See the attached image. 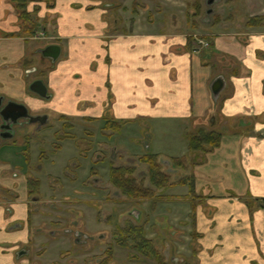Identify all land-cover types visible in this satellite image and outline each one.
Here are the masks:
<instances>
[{"label": "crops", "instance_id": "obj_1", "mask_svg": "<svg viewBox=\"0 0 264 264\" xmlns=\"http://www.w3.org/2000/svg\"><path fill=\"white\" fill-rule=\"evenodd\" d=\"M113 1L29 0L24 21L20 1L0 0V104L24 105L47 122L52 116L88 122L109 116L129 126L143 118L146 151L177 159L188 151V133H219L218 146L201 152L188 171L196 200L188 197L187 184L175 185L153 218L179 245L172 261L191 256L197 264H264V207L249 203L264 198V22L250 23L249 31L207 33L209 46L193 50L172 25L158 28L129 15L134 0ZM156 2L171 9L177 4ZM125 4L134 22L122 26L111 15L124 14ZM227 10L218 15L257 17L264 15V0H237ZM48 45L60 48L54 62L40 56ZM218 78L224 87L213 97ZM37 79L47 89L44 98L29 90ZM157 125L176 133L165 138L174 142L150 150ZM14 141L0 137V189L16 193L11 200L0 195V264H30L17 253L28 246L30 231L26 176L14 167L20 159ZM50 171L33 174L46 178Z\"/></svg>", "mask_w": 264, "mask_h": 264}, {"label": "rangeland", "instance_id": "obj_2", "mask_svg": "<svg viewBox=\"0 0 264 264\" xmlns=\"http://www.w3.org/2000/svg\"><path fill=\"white\" fill-rule=\"evenodd\" d=\"M121 1L126 3V0ZM121 1L113 2L121 6ZM236 1L219 0L215 4H209L207 0H177V6L173 5L174 8L171 9L166 6V2L160 6V2L156 0H134L129 15L139 19L141 23L155 24L158 28L165 24L172 25L191 40L193 50H202L210 44L206 39L212 38L207 33L225 34L251 29L248 25L256 15H218L222 11H228V7ZM144 2L147 3L144 4L147 8L138 6ZM211 9L216 15L206 13ZM123 10L124 14L111 16L119 20L122 26L129 21L134 22L127 18L126 4ZM262 16L264 15L257 17ZM142 119L138 118L128 126L126 121L109 116L105 120L90 122L72 117L52 116L47 122L49 127L37 132L34 140L29 141V154L35 164L41 160L43 168L52 170L47 176L50 180L44 178V183L58 189L53 191L54 194H40V200L33 205L35 212L39 214L35 220L41 229L46 234L52 231V238L61 241L52 242L47 256H35L34 261L37 264H92L95 262L94 256L103 255L109 243L113 247L110 264H197L191 256L183 262L172 261L171 256H178L179 245L175 243L166 225H158L153 217L160 203L170 202L175 185L187 184L191 191L188 197L192 201L196 200L197 197L192 194L193 178L188 171L196 165L201 152L192 155L187 151L180 162H174L173 157L167 155L147 152L143 142L148 141L147 122ZM106 124L109 128H106ZM156 128L151 132L153 137L149 141L150 150L171 146L170 143L174 141L165 138L174 137L176 133L162 131L160 125ZM59 139L64 140L58 141ZM137 140L140 142L136 144ZM126 149L131 151L126 152ZM146 155L155 157L159 171L165 175H159L157 167L155 168V176L159 175L157 181L162 177L161 187L154 185L149 173L150 165L139 161V157ZM109 158H114L115 166H126L132 170L130 177H133L137 185L141 184L149 189L151 195L145 198L109 185ZM63 170L66 171L65 176L61 174ZM94 204H99V212ZM134 210L140 211L139 220L134 217ZM97 215L101 217L100 221L108 222L111 226L97 225ZM129 225L142 228L143 236L141 234L136 237V234L127 233L126 228ZM115 228L118 239H122L126 246L116 243L113 238ZM73 229L94 235L102 233L106 242L99 245L79 242L80 245H74V239L70 235ZM42 241V238L37 240L35 249H41ZM90 246L95 248L91 250ZM60 249H64L67 254L59 256ZM153 252L159 256L161 263L156 260Z\"/></svg>", "mask_w": 264, "mask_h": 264}, {"label": "flooded vegetation", "instance_id": "obj_3", "mask_svg": "<svg viewBox=\"0 0 264 264\" xmlns=\"http://www.w3.org/2000/svg\"><path fill=\"white\" fill-rule=\"evenodd\" d=\"M208 2L210 0H207ZM40 36V34H38L36 37ZM12 103V101H7L6 103H1L0 104V137L7 139L10 137H14L15 138V143L14 145H17L18 148V153H19V163L16 164L14 167H17L18 170L24 174L26 176V183H27V198H28V208H29V214H28V228H29V234H30V239L28 241V246L23 248L21 247L17 253L18 255H23L26 256L27 258L30 259V264H37L36 261H34L35 256H47L48 253H50L48 250H51L52 248V242L53 243H61V241H59L58 239H56L55 237L52 238V231H48L49 233L46 234V232H44L40 225H38V223L36 222L35 218L39 216V214H37L35 212V209L33 208V205L38 203V201L40 200L39 195L40 194H46L48 192H50L49 194H54L55 190L58 189H54L52 187V185L48 184L47 185L44 183V178H41L42 176L40 175V177L35 176L33 174V172H38L43 168V164L40 161H37V165L34 163L35 161L31 158L30 154H29V141H33L34 137H36L37 132H40L46 128L49 127V125L47 124V117H45L44 115H36V116H30L28 114L27 118H17L15 119L12 116H7V117H3L1 115L3 109L9 104ZM15 103V102H14ZM16 113V112H15ZM28 113V112H27ZM29 117H34L37 120L31 122ZM30 125H32V127H35V129H31L30 132H28L26 129L30 127ZM106 128H109V125L106 126ZM28 138H27V137ZM31 138V140L29 139ZM64 140V139H63ZM62 139H59L58 141H63ZM18 143V144H17ZM61 147V145H60ZM113 159L114 158H109V171H108V181H109V185H112V183L110 182V168L111 166H115L113 164ZM47 161V160H46ZM121 166V165H119ZM17 173L14 172L13 175H16ZM63 176L66 175V171L63 170L61 173ZM45 179H48V181L50 180V177H46ZM46 182V181H45ZM77 192V190H75ZM15 192L13 190L10 189H6V188H1L0 189V195L3 199H7V200H11V198L15 197ZM94 207L98 210H100L99 204H94ZM108 215V214H107ZM111 214H109L108 216H110ZM107 216V217H108ZM135 217V214H134ZM101 217L97 215V219L95 222L97 225H109L111 226V224H109L108 222H103L100 221ZM14 226V225H13ZM68 230V229H65ZM117 228H115L114 233H113V238L116 240V243L122 242V239L120 240V238L118 239V233H116ZM72 236V238L74 239L73 244H77L80 245L79 242H83L84 244H96L99 245V243H105V239L106 237L102 234V233H97L96 235H94V233H88V232H84L82 230H78V229H73V233L70 234ZM39 238H42L43 241L41 243V249H35V246H37V240ZM45 238V239H44ZM52 238V239H51ZM126 239L123 238V240ZM58 240V242L56 241ZM111 243H109L108 248H106V251L103 253V255L101 256H94V260L95 262L92 264H100L101 259L105 256V254L110 251V258L112 259V250L113 247L110 245ZM95 247L94 246H90L89 249L93 250ZM67 254V252H65L64 249H60L59 252V256ZM40 259V258H37ZM91 264V263H88Z\"/></svg>", "mask_w": 264, "mask_h": 264}, {"label": "trees", "instance_id": "obj_4", "mask_svg": "<svg viewBox=\"0 0 264 264\" xmlns=\"http://www.w3.org/2000/svg\"><path fill=\"white\" fill-rule=\"evenodd\" d=\"M15 1V0H14ZM16 1H20V17L26 21L28 19V16L26 11L23 9L24 8V3H26L29 0H16ZM264 22V16L262 17H253L251 19V24H261ZM30 121L33 122L35 120H37L34 117H29ZM103 120L106 119V117L102 118ZM110 124V123H109ZM108 125V124H106ZM188 138V154H192L195 155L197 152H206L208 149H212L215 148L216 146H218L219 141H220V134L214 131H210V130H205V129H199L198 132H191L188 133L187 135ZM198 157V156H197ZM184 159V157L182 159H176V158H172V160L174 162H180ZM139 161L142 163H148L150 165L149 167V173H150V177L153 180V183L156 187H161L162 184L161 182V178H158L157 181V176L162 175L163 177L165 176L163 173H161L158 169V164L156 163L155 157L152 155H146L143 157H139ZM157 167V172L159 175L155 176V168ZM132 170H130L129 168H127L126 166H111L110 168V182L112 183L113 186H115L116 188H118L121 191H126V193L128 192H134L135 194L141 195L142 197H148L150 196V190L147 188H144L141 184L137 185L134 181V179H132L133 177L131 175ZM134 181V183H132ZM148 192V193H147ZM251 203H257L259 206L264 207V198L263 199H254L252 200ZM128 227V226H127ZM119 230H123L122 228L118 227ZM127 233H133L136 234V237H139V235L142 234L143 236V231L142 228H140L139 226H135V225H129L128 228H126ZM143 240L148 242L147 240L144 239ZM118 244L123 245L126 243L123 242H119ZM110 251H108L105 256L101 259L100 264H110L111 258H110ZM154 253V252H153ZM154 255H156V260L160 261L159 256L154 253ZM161 263V261L159 262Z\"/></svg>", "mask_w": 264, "mask_h": 264}, {"label": "water", "instance_id": "obj_5", "mask_svg": "<svg viewBox=\"0 0 264 264\" xmlns=\"http://www.w3.org/2000/svg\"><path fill=\"white\" fill-rule=\"evenodd\" d=\"M212 2L213 0H210L208 3L212 4ZM39 53L42 58L46 57V58L51 59L52 62H54L59 56L60 48L57 45H48L44 47L43 49H41ZM223 87H224L223 80L221 78L215 79L211 85V93L213 97H217ZM29 90L35 93L36 95H38L39 97L44 98L47 96V89L40 79L33 81L29 85ZM1 115L3 117L12 116L15 119H17V118H27L28 113L24 105L12 102V103H9L3 109ZM134 214H135V217L138 218L139 220L140 212L137 210H134Z\"/></svg>", "mask_w": 264, "mask_h": 264}]
</instances>
